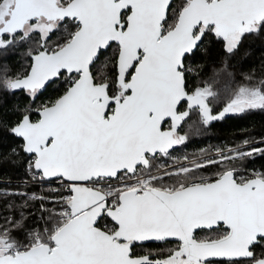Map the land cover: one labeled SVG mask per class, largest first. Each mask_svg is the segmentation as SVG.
I'll return each mask as SVG.
<instances>
[{"label":"snow or ice","instance_id":"obj_1","mask_svg":"<svg viewBox=\"0 0 264 264\" xmlns=\"http://www.w3.org/2000/svg\"><path fill=\"white\" fill-rule=\"evenodd\" d=\"M249 37L264 38V0H0V52L27 46L22 70L0 65V133L19 141L0 160L22 152L55 184L13 193L26 199L0 223V264H264V170L244 167L264 148L173 157L193 111L209 125L264 110V66L219 115L210 84L188 83L206 42L224 54L215 79Z\"/></svg>","mask_w":264,"mask_h":264},{"label":"trees","instance_id":"obj_2","mask_svg":"<svg viewBox=\"0 0 264 264\" xmlns=\"http://www.w3.org/2000/svg\"><path fill=\"white\" fill-rule=\"evenodd\" d=\"M55 39V37H53ZM205 48L196 52L188 58L191 67L198 69L200 75L190 76L189 85L207 82L217 93L216 98L211 100L210 106L213 114L218 115L228 102L232 92L242 83H245L244 76L250 72H255L258 76L264 66V38H247L239 52L229 60L227 74H221L213 79V72L220 66V60L224 54L218 43H205ZM27 46H16L7 52H0V65H7L13 71H20L26 66ZM57 85H51L40 97V101H46L58 93L55 89ZM5 107H10L13 103H23L21 94L17 96H6ZM39 102V101H38ZM181 134L187 135L185 144L178 146L173 151V157L192 158L200 154L202 150L215 154L217 148H231L236 145L243 146V140L249 139L256 143L253 146L264 148V144L259 142L264 139V110H250L245 113H227L221 119L203 125L197 111H193L190 118L182 125ZM19 141L0 133V155H7L12 147ZM28 157L24 153L14 157L11 161L0 160V223L4 218L19 211V205L26 197L14 195L13 193L36 194L37 196H47L55 184L50 182L33 181L26 171V160ZM171 163V160L168 161ZM244 167L250 172L252 170H264V156L254 155L244 161ZM209 175L211 173H204ZM40 201H29L26 212H36L38 214ZM13 207H9V206ZM31 217L30 219H34Z\"/></svg>","mask_w":264,"mask_h":264},{"label":"flooded vegetation","instance_id":"obj_3","mask_svg":"<svg viewBox=\"0 0 264 264\" xmlns=\"http://www.w3.org/2000/svg\"><path fill=\"white\" fill-rule=\"evenodd\" d=\"M168 246H171V245H168ZM148 247H151L153 250H156L157 248L162 247V246L161 245H157L155 243H151V244L148 245Z\"/></svg>","mask_w":264,"mask_h":264},{"label":"rangeland","instance_id":"obj_4","mask_svg":"<svg viewBox=\"0 0 264 264\" xmlns=\"http://www.w3.org/2000/svg\"><path fill=\"white\" fill-rule=\"evenodd\" d=\"M226 105V104H225ZM209 155H212V153H208Z\"/></svg>","mask_w":264,"mask_h":264},{"label":"built area","instance_id":"obj_5","mask_svg":"<svg viewBox=\"0 0 264 264\" xmlns=\"http://www.w3.org/2000/svg\"><path fill=\"white\" fill-rule=\"evenodd\" d=\"M34 181V180H33ZM35 181H39V180H35Z\"/></svg>","mask_w":264,"mask_h":264},{"label":"water","instance_id":"obj_6","mask_svg":"<svg viewBox=\"0 0 264 264\" xmlns=\"http://www.w3.org/2000/svg\"><path fill=\"white\" fill-rule=\"evenodd\" d=\"M219 115V114H218Z\"/></svg>","mask_w":264,"mask_h":264}]
</instances>
